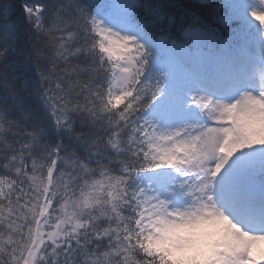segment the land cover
I'll list each match as a JSON object with an SVG mask.
<instances>
[{
	"label": "snow or ice",
	"instance_id": "1",
	"mask_svg": "<svg viewBox=\"0 0 264 264\" xmlns=\"http://www.w3.org/2000/svg\"><path fill=\"white\" fill-rule=\"evenodd\" d=\"M192 7L0 0V264H264V0Z\"/></svg>",
	"mask_w": 264,
	"mask_h": 264
},
{
	"label": "trees",
	"instance_id": "2",
	"mask_svg": "<svg viewBox=\"0 0 264 264\" xmlns=\"http://www.w3.org/2000/svg\"><path fill=\"white\" fill-rule=\"evenodd\" d=\"M159 2L164 3V4H170V5H188V6H193L192 10L196 11V8L194 7L195 5L198 4V0H159ZM214 3H222L223 1L219 0H213ZM12 3L15 5V15L19 16L21 11H22V4L23 0H12ZM173 11H176L175 8L172 9ZM224 10H220V14L223 15ZM171 32L176 35L177 34V27H172Z\"/></svg>",
	"mask_w": 264,
	"mask_h": 264
},
{
	"label": "rangeland",
	"instance_id": "3",
	"mask_svg": "<svg viewBox=\"0 0 264 264\" xmlns=\"http://www.w3.org/2000/svg\"><path fill=\"white\" fill-rule=\"evenodd\" d=\"M220 1V0H219ZM222 1V0H221Z\"/></svg>",
	"mask_w": 264,
	"mask_h": 264
},
{
	"label": "bare ground",
	"instance_id": "4",
	"mask_svg": "<svg viewBox=\"0 0 264 264\" xmlns=\"http://www.w3.org/2000/svg\"><path fill=\"white\" fill-rule=\"evenodd\" d=\"M190 22V21H189Z\"/></svg>",
	"mask_w": 264,
	"mask_h": 264
}]
</instances>
